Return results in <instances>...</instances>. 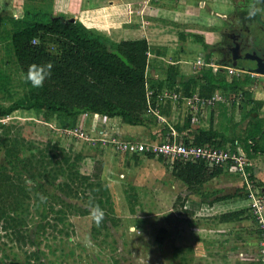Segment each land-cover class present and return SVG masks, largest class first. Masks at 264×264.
I'll list each match as a JSON object with an SVG mask.
<instances>
[{"label": "rangeland", "instance_id": "obj_1", "mask_svg": "<svg viewBox=\"0 0 264 264\" xmlns=\"http://www.w3.org/2000/svg\"><path fill=\"white\" fill-rule=\"evenodd\" d=\"M188 2L190 1L175 0L174 4V0H149L150 6L156 3L175 11L173 21L155 20V25L149 26L157 28L156 31H150L154 34V39L159 37L155 43L162 44L160 49L166 52L163 56L166 62L176 59L171 56L170 51L179 46L184 47L185 40H189L186 37L180 42L178 33H194L205 37L209 49L202 50L204 55L219 52L222 45L219 44L222 20L238 16L235 11L243 8L233 6L237 3H248L250 0H192V6L197 9L199 2L205 3L199 13L195 8L193 13L185 12L184 7ZM137 6L130 4L128 8L134 13ZM246 13L249 17L248 12ZM246 15H243V18ZM163 17L167 18L168 15L163 14ZM228 29L234 30V27L229 25ZM15 30L10 26H4L0 30V107L4 108L21 100L26 92L10 46L9 37ZM137 30L129 28L120 39L137 38L140 35ZM155 47L150 44L151 50ZM212 57L215 58L214 55ZM221 60L222 63L228 64L224 58ZM166 62L159 61L160 65L157 66L162 73L168 67ZM172 94L166 91L167 96L157 100L156 111L153 109L161 120H157V117L149 112L151 117L147 114L144 116L148 120L151 118L148 128L127 126L134 131L128 132L131 139L165 141L169 138L170 128L177 135L176 139L194 135L197 125L189 123V132L178 133L174 129L173 126H181L188 113L182 111L180 97L171 96ZM40 117L32 111L17 109L0 119V125L11 127L10 134L26 141H49L57 143L62 149L69 148L72 154L79 153L82 159L78 164V171L82 175L90 173L95 161L101 162V184L108 188L114 205L113 212L107 216L109 221L105 228L96 232L91 230L94 227L91 216L77 214V211L86 207V201L79 196L66 198L58 193L64 203L74 208H71L57 225L53 224L56 222L54 215L40 216V209L29 206L26 226L22 230L27 232L28 237L24 242H18L10 233L0 229V264L259 263L257 249L260 237L255 235V240L251 243L256 246L246 245L247 249L238 244L242 239L246 241L242 229L251 225L253 216L245 201L239 207L236 206L237 202L223 203L214 211L202 207L219 206L212 203L216 197L240 191L234 183L231 167L229 171L210 180L195 193L171 176L169 168L173 160H158L153 156L152 159L139 158L135 163L128 162L127 156H119L108 147L102 146L101 142L92 140L96 138L88 127L91 115H80L74 122L59 120L54 115L44 122ZM103 122L109 133L126 134L120 130L122 123L119 119ZM2 163L4 160L0 153V164ZM44 187L48 193H53L48 186ZM256 188L252 191L254 194L257 192L264 195L260 193L262 190L257 186ZM245 208L251 219L249 223L243 221L244 219L235 224L218 222L217 215ZM42 225L43 227H40ZM53 225L56 227H52ZM134 228L137 230L133 231Z\"/></svg>", "mask_w": 264, "mask_h": 264}, {"label": "trees", "instance_id": "obj_2", "mask_svg": "<svg viewBox=\"0 0 264 264\" xmlns=\"http://www.w3.org/2000/svg\"><path fill=\"white\" fill-rule=\"evenodd\" d=\"M177 37L180 41L188 37L191 43L198 44L203 51L209 49L202 36L178 33ZM9 40L26 92L21 100L8 107H0V119L17 109H25L41 116L44 122L53 115L59 120L74 122L80 115L96 114L105 119L117 118L128 126L148 128L151 118L148 120L145 115L150 116L149 109L156 111L157 93L153 89L158 92L161 89L168 91L177 86L180 88L177 92L180 91V95L186 98L193 93H197L199 97H210L216 90L227 89L233 94L252 84L247 74L233 76L228 83L223 73L214 72L211 68L202 67L186 77L180 74L178 67L168 66L164 71L163 81L147 86L144 74L148 45L144 40L112 44L80 23L63 17L46 19L44 16H37V20L26 22L23 27L13 31ZM209 56L207 53L203 57L206 64ZM47 62L53 64L51 78L45 81L42 88H33L25 81L29 65ZM149 88L152 89V95L147 103L145 94ZM189 117L184 118L180 127L173 126L176 132L191 130ZM10 130L11 127L0 125V153L4 160L0 164V229L10 233L18 242H24L28 237L27 232L22 230L26 226L29 206L40 209V216L54 215L56 222L53 224L61 223V218L67 216V212L74 207L64 203L59 194L66 198L79 196L86 201V207L77 211L79 216H90V206L99 204L105 212V218L100 226L92 219L94 227L91 230L97 232L105 228L109 221L107 216L112 214L114 205L108 188L101 184L102 163L95 161L90 173L82 175L78 171V164L82 159L79 153L72 154L69 148L62 149L57 143L49 141H26L10 134ZM187 136L181 137L182 142L187 143L191 139L196 146L224 149L228 142L211 126L206 130L195 129L194 135L190 138ZM247 140L252 142L254 138ZM229 143L232 146L233 141ZM245 145L243 150L247 155L249 151H253V147L251 144ZM125 156L128 157V162L133 163L142 159L138 154ZM143 158L152 159L153 156L145 155ZM169 169L172 177L186 189L197 193L203 185L221 174L222 168L209 169L203 161L184 162L174 159ZM250 178L252 179V175ZM44 185L53 193H48ZM239 190L216 197L212 203L245 200L246 191L244 188ZM248 218L250 219L247 208L217 216L220 223ZM252 231L257 238L261 236L260 230Z\"/></svg>", "mask_w": 264, "mask_h": 264}, {"label": "crops", "instance_id": "obj_3", "mask_svg": "<svg viewBox=\"0 0 264 264\" xmlns=\"http://www.w3.org/2000/svg\"><path fill=\"white\" fill-rule=\"evenodd\" d=\"M186 1H190L188 2L190 5L186 4L184 7V11L187 13H193L194 8L199 13L202 11L203 6H205L204 2H199L197 9L194 5L192 6V0ZM130 4L138 5L134 12L135 14L128 8ZM174 13L175 11L170 10L169 7L165 8L156 3L150 6L149 0H0V30L4 26L20 29L26 22L37 20V16H44L46 19L49 17H63L64 19H72L73 22L80 23L90 32L103 37L112 44H118L122 40H125L120 39L125 36V31L129 28L138 29L137 32L140 35L133 40H144L148 45L147 66L144 75L147 86L150 84L154 86L165 78L164 71L163 73L159 71L157 66L160 65L159 61L166 62L163 59L166 52L160 49L162 44L155 43L159 37L154 39V34L151 31H156L157 28H149V26L155 25V20L173 21ZM159 14H161V16H159ZM163 14H167L168 17H163ZM130 40L132 39L125 41ZM203 40L204 43L208 45L205 37H203ZM185 43L184 47L179 46L175 48L174 51H170L172 54L171 56L176 59L166 62L167 66L178 67L181 75L187 77L193 75L198 69L206 67L211 68L214 72L218 71L219 73H223L228 83L233 76L240 77L244 74H247L252 81V84L242 88V91L233 92V94L227 89L214 91L211 96L216 94L220 97V100L214 102L209 108H202L197 129L206 130L211 126L214 131L221 134L226 140L228 139L224 148L231 147L229 141L237 143L242 149L246 148V143L251 144L253 151H249L248 149L249 154L246 155V168L251 173L255 186L264 191V74L251 71L228 76L224 68L236 67L231 66L229 62L228 64L222 63L220 52L217 51L215 54H212L215 58L210 55L208 64H206L203 58L204 54L202 53V48L198 44L191 43L187 39ZM150 44H154L156 47L151 50ZM178 89L180 90V88L176 86L174 89L168 91L173 93V95H178L183 103L186 97L181 96L180 91L177 92ZM153 90L157 94L165 91V89H161L159 92L156 89ZM148 91L152 92V89L149 88ZM190 97L202 100L209 98L199 97L197 93H193ZM93 115L96 114H92L91 120L93 119ZM161 117L164 118V116ZM100 118L103 117L100 116L96 119L100 121ZM111 120L112 119H103L105 123ZM125 126L126 128H124ZM127 126L128 125L121 124L120 130L126 133L121 136L131 139L128 132L134 131L128 129ZM129 127L132 128L133 126ZM251 138H254L252 142L247 140ZM226 171H229V166L222 167L221 174H219L218 177L223 175ZM231 173L233 174V180H235V182H233L236 183V187H238V189L241 188L240 178L233 171ZM226 175H228V173H226ZM243 201L244 200H236L228 203L237 202L236 206L239 207L242 206L241 204ZM222 204L223 203L218 204L219 206L215 207L202 205V207H205L208 211H214L218 209V207H221ZM243 221L249 223L251 220L245 219ZM233 223L235 224L236 222ZM242 230V235H245L246 241L242 239L238 244L244 248L249 245L256 246L255 243H251V241L255 240V234L251 230V227L248 226V228Z\"/></svg>", "mask_w": 264, "mask_h": 264}, {"label": "built area", "instance_id": "obj_4", "mask_svg": "<svg viewBox=\"0 0 264 264\" xmlns=\"http://www.w3.org/2000/svg\"><path fill=\"white\" fill-rule=\"evenodd\" d=\"M224 69L228 76L244 73V71H241L239 68L226 67ZM165 92L166 90L163 91V93L161 92L162 94L158 93L156 99L160 101L166 97L167 95H165ZM151 95V92L147 90L145 94L147 103ZM171 96H173V94ZM219 100L220 97L216 94L204 100L194 97L186 98L182 103V111H187L186 113L190 116L189 122L191 125H197L202 108H209L214 102ZM154 111L149 109V112L156 116ZM99 117V115H93V121L91 120V124L89 125V128H91L90 132H92L91 134H94L96 138L92 140L101 142L102 146L108 147L119 156L138 154L143 158L145 155H152L156 158L161 157L165 160L178 159L184 162L203 161L209 169L226 166L231 167L233 172L240 178L241 188H244L247 192V197L244 200L245 205L251 210L254 219L250 222L251 225H249V227L252 229L256 227L261 231L259 249H257V251L259 254V263L264 264V195H259L257 192L254 194L252 192L257 188L254 181L250 178L251 173L246 168V154L237 143H232L231 147L229 146L224 149L210 146H196L192 144L191 139L188 140L187 143H183L179 137L176 139L177 135L171 128L169 138L165 141L152 142L151 139H125L121 135L109 133L106 129V125L103 123L104 118H100L99 121L96 119ZM156 117L157 120H161L159 116Z\"/></svg>", "mask_w": 264, "mask_h": 264}, {"label": "flooded vegetation", "instance_id": "obj_5", "mask_svg": "<svg viewBox=\"0 0 264 264\" xmlns=\"http://www.w3.org/2000/svg\"><path fill=\"white\" fill-rule=\"evenodd\" d=\"M251 2L252 0L244 4H235L233 8H243L235 11L239 15L222 20L219 41L222 45L219 52L226 62L231 63L240 58L252 71H264V3L258 5L262 11L248 17L246 12ZM243 15L246 17L243 18ZM229 25L234 27V30L228 29Z\"/></svg>", "mask_w": 264, "mask_h": 264}, {"label": "clouds", "instance_id": "obj_6", "mask_svg": "<svg viewBox=\"0 0 264 264\" xmlns=\"http://www.w3.org/2000/svg\"><path fill=\"white\" fill-rule=\"evenodd\" d=\"M264 3V0H252L248 5V15L253 17L258 12L262 11L258 7L259 4ZM36 41L34 40L33 43ZM53 70V64L47 62L44 64L33 63L29 65L27 72L25 74V81L30 83L33 88H42L47 79L51 78ZM90 216L97 226L103 222L105 218V212L100 208L99 204H93L90 206ZM137 228H134L133 231H136Z\"/></svg>", "mask_w": 264, "mask_h": 264}, {"label": "water", "instance_id": "obj_7", "mask_svg": "<svg viewBox=\"0 0 264 264\" xmlns=\"http://www.w3.org/2000/svg\"><path fill=\"white\" fill-rule=\"evenodd\" d=\"M68 21L73 22L72 19H68ZM230 65L233 66V67H237L241 71H244V72H251L252 71V69H250L249 67H247L246 65H244L243 61L240 58L235 59L234 61H231ZM255 73L264 74V71L263 70H261V71H255Z\"/></svg>", "mask_w": 264, "mask_h": 264}]
</instances>
